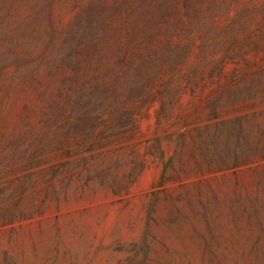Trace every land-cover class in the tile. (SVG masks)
<instances>
[{
	"label": "rangeland",
	"instance_id": "1",
	"mask_svg": "<svg viewBox=\"0 0 264 264\" xmlns=\"http://www.w3.org/2000/svg\"><path fill=\"white\" fill-rule=\"evenodd\" d=\"M0 264H264V0H0Z\"/></svg>",
	"mask_w": 264,
	"mask_h": 264
},
{
	"label": "trees",
	"instance_id": "2",
	"mask_svg": "<svg viewBox=\"0 0 264 264\" xmlns=\"http://www.w3.org/2000/svg\"><path fill=\"white\" fill-rule=\"evenodd\" d=\"M142 15L144 14L142 13ZM141 30L142 27L138 28V23H134L133 28L126 29L125 33L121 34L122 40L117 43H110V41L105 42V37H107V35H101L100 33L102 32L98 28L88 32L89 37L87 34L81 37L77 45L80 47L78 54L82 56L78 60V71L84 70L82 65H88L87 67H89V69H93L94 74L91 77V82L92 80L94 81L91 90L92 97L96 99H107L110 97V94H116L117 90L122 86L125 81L124 76L127 74L128 70L131 69L130 67L137 57L139 46L136 45V40L140 37V33H144V31ZM123 39L125 40L123 41ZM62 46L60 47V52H62ZM70 56L73 55L68 54L66 57L62 58L57 68L60 69L63 65L71 68L73 62L70 61ZM108 60H114L118 69L108 68L106 66L101 67L103 62ZM142 62L144 65L150 63L148 59H143ZM17 65L20 66L21 64L17 62Z\"/></svg>",
	"mask_w": 264,
	"mask_h": 264
}]
</instances>
